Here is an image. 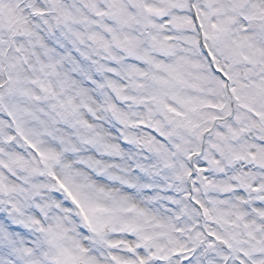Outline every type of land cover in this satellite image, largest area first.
Segmentation results:
<instances>
[{
    "label": "snow or ice",
    "instance_id": "snow-or-ice-1",
    "mask_svg": "<svg viewBox=\"0 0 264 264\" xmlns=\"http://www.w3.org/2000/svg\"><path fill=\"white\" fill-rule=\"evenodd\" d=\"M0 264H264V0H0Z\"/></svg>",
    "mask_w": 264,
    "mask_h": 264
}]
</instances>
